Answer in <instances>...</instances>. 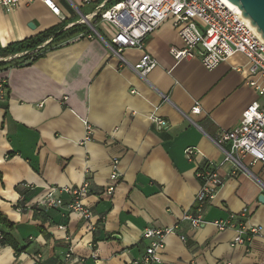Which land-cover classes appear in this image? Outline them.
Instances as JSON below:
<instances>
[{
	"label": "crops",
	"instance_id": "0c3cea01",
	"mask_svg": "<svg viewBox=\"0 0 264 264\" xmlns=\"http://www.w3.org/2000/svg\"><path fill=\"white\" fill-rule=\"evenodd\" d=\"M55 1L60 15L40 0L10 13L0 8V48L60 28L35 53L0 57V62L29 57L0 66L8 84L7 98L0 102V210L15 224L8 229L0 222V234L10 233L18 244L0 242V264H132L148 244L145 228L172 226L177 230L166 237L163 264L263 260L264 171L258 163L250 165V158L245 163L252 175L231 176L229 165L219 168L224 184L205 205L204 219L248 209V223L261 227L256 237L233 245V229L211 223L195 229L184 218L200 189L198 165L184 150L195 146L220 163L223 153L214 140L260 100L247 83V58L235 54L214 70L197 57L176 62L170 48L182 41L168 19L147 40L146 50L158 66L141 76L133 67L141 51L125 50L122 60L100 37H87L90 26L82 20L97 6L109 8L110 0ZM106 27L109 31L102 33L109 39L114 30ZM195 101L200 114L191 112ZM152 115L167 126L160 128ZM114 160L117 180L111 177ZM87 180L84 202L92 210V224L77 213L64 217L63 210L37 205L48 187L60 190ZM112 185L114 192L107 194ZM60 195L69 202L67 193ZM69 249L84 261L67 260ZM35 254L41 255L39 263L31 257Z\"/></svg>",
	"mask_w": 264,
	"mask_h": 264
},
{
	"label": "built area",
	"instance_id": "2783aa9c",
	"mask_svg": "<svg viewBox=\"0 0 264 264\" xmlns=\"http://www.w3.org/2000/svg\"><path fill=\"white\" fill-rule=\"evenodd\" d=\"M35 0H0V8L10 13L22 3H32ZM53 14L60 15V6L55 0H40ZM71 3L72 0H68ZM84 4H91L92 0H83ZM82 20L90 26L88 38L100 37L113 52L121 57L125 50L134 49L142 52L139 61L133 65L141 75L146 76L158 66V60L146 50L149 36L166 20L171 19L178 33L182 46H171L170 54L176 62L194 57L199 58L207 70H214L235 54H242L248 61V85L260 96V100L252 102L243 111L237 126L222 130L214 140L223 153L220 163L206 157L197 147L190 146L184 150L189 162L198 165L196 177L200 182V189L196 195L191 211L184 215L193 228H200L211 223L219 230L233 229L236 233L233 245L250 242L261 232V227L248 223V209H243L238 216L231 215L224 219H215L208 222L204 219L205 205L211 201L216 192L223 186L224 178L219 168L230 166V175L239 173L252 175L249 166L245 163L250 158V165L260 164L264 171V39L250 20L242 13L228 5L224 0H123L105 9L100 5ZM100 23L109 24L114 30L113 36L105 38L97 29ZM93 27L98 32L93 30ZM46 44L29 51L35 53ZM236 70L242 71L241 67ZM8 84L5 78L0 77V102L6 100ZM193 114H200L202 108L199 101H195L191 109ZM151 120L160 128L167 126V121L151 116ZM87 133H91V126L87 124ZM204 157V160L200 158ZM120 174L118 161L112 164V179L117 180ZM115 187L112 185L105 191L112 194ZM65 192L70 196L65 203L60 194ZM90 192V182L87 180L79 186H69L63 189L48 187L46 194L37 202L54 210H63L64 217L70 212L79 214L84 220L92 224L93 213L85 204L84 198ZM66 204V205H65ZM19 210H22L20 208ZM66 230L65 224L59 225ZM177 226L147 227L143 230V239L148 241L145 252L132 264H163L162 251L166 237L176 233ZM0 235V239H1ZM184 240L185 237L181 236ZM65 239L69 238L65 235ZM35 263L41 261V255L31 256ZM66 259L72 262H82L84 259L74 258L73 250L69 249ZM254 264H264V258Z\"/></svg>",
	"mask_w": 264,
	"mask_h": 264
},
{
	"label": "trees",
	"instance_id": "16d2710c",
	"mask_svg": "<svg viewBox=\"0 0 264 264\" xmlns=\"http://www.w3.org/2000/svg\"><path fill=\"white\" fill-rule=\"evenodd\" d=\"M121 1H123V0H110V1H108L106 7L113 6V5H115ZM74 27H76V26H74ZM74 27H72V28H74ZM72 28H70V29L72 30ZM59 29L60 28L55 27V28H52V29L45 31L41 35L36 36L34 38L26 39V40L11 44L5 48H0V57L7 58L10 55H15V54H18L21 52H26V51L35 49L39 45L43 44L51 35H53V34L55 35L59 31ZM56 37L57 36H55L54 39ZM28 58L29 57H27V56H23L21 58L12 59V60L7 61V62H0V66L7 65V64L18 65L20 63V61H25ZM0 222L3 223L6 226V228H8V229H12L15 226V224L1 210H0ZM0 235L2 237L0 239L1 243L10 244L14 248H17L18 244H17L16 240L14 239V237L10 233H3V234L1 233Z\"/></svg>",
	"mask_w": 264,
	"mask_h": 264
},
{
	"label": "water",
	"instance_id": "95a60500",
	"mask_svg": "<svg viewBox=\"0 0 264 264\" xmlns=\"http://www.w3.org/2000/svg\"><path fill=\"white\" fill-rule=\"evenodd\" d=\"M230 5L241 10L242 16L250 20V24L256 28L257 33L264 39V0H225ZM30 26L33 28L34 23ZM96 32L97 29L93 27ZM264 196L260 197L263 202Z\"/></svg>",
	"mask_w": 264,
	"mask_h": 264
},
{
	"label": "rangeland",
	"instance_id": "374dc122",
	"mask_svg": "<svg viewBox=\"0 0 264 264\" xmlns=\"http://www.w3.org/2000/svg\"><path fill=\"white\" fill-rule=\"evenodd\" d=\"M81 11H82V12H85V10H84L83 8H81ZM78 16L81 17L80 14H78ZM97 29H98L99 32H101V33H102V32L104 33L106 30L109 31L108 28L106 27V24H105V23H100V25L97 26ZM103 33H102V34H103Z\"/></svg>",
	"mask_w": 264,
	"mask_h": 264
},
{
	"label": "bare ground",
	"instance_id": "6f19581e",
	"mask_svg": "<svg viewBox=\"0 0 264 264\" xmlns=\"http://www.w3.org/2000/svg\"><path fill=\"white\" fill-rule=\"evenodd\" d=\"M224 1H225V0H224ZM225 2H226V1H225ZM226 3H227V2H226ZM227 4L230 5L229 3H227ZM230 6L241 12V10H240L239 8L234 7V6H232V5H230Z\"/></svg>",
	"mask_w": 264,
	"mask_h": 264
}]
</instances>
